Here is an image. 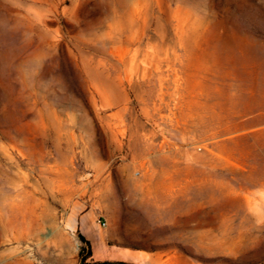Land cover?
<instances>
[{
	"label": "rangeland",
	"instance_id": "obj_1",
	"mask_svg": "<svg viewBox=\"0 0 264 264\" xmlns=\"http://www.w3.org/2000/svg\"><path fill=\"white\" fill-rule=\"evenodd\" d=\"M250 128L264 0H0V264H80L75 206L116 249L264 264Z\"/></svg>",
	"mask_w": 264,
	"mask_h": 264
},
{
	"label": "crops",
	"instance_id": "obj_2",
	"mask_svg": "<svg viewBox=\"0 0 264 264\" xmlns=\"http://www.w3.org/2000/svg\"><path fill=\"white\" fill-rule=\"evenodd\" d=\"M250 136H253L254 140H248L250 149L253 147H264V143L260 139L264 134V129L252 130L250 128ZM248 167L244 169L248 171L249 180L256 181L254 184L256 189L251 191V195H264V175L258 179H255L251 174V170L255 169L257 165V159L255 153L252 154L249 151ZM253 176V179L251 178ZM264 206V202H263ZM257 207L255 218L260 221L264 218L262 214V207ZM66 225L69 230L75 232L78 237L83 236L92 248V256L90 260L95 263L102 262H123L127 264H207L189 254L186 253H174L170 255H160L157 253H141L129 250H120L110 247L107 241V236L104 229L101 226L100 220L97 219L96 214L91 210H82L79 206L73 207L67 217ZM80 239V238H79Z\"/></svg>",
	"mask_w": 264,
	"mask_h": 264
},
{
	"label": "trees",
	"instance_id": "obj_3",
	"mask_svg": "<svg viewBox=\"0 0 264 264\" xmlns=\"http://www.w3.org/2000/svg\"><path fill=\"white\" fill-rule=\"evenodd\" d=\"M80 241L83 243L84 247L80 251V264H85L86 260L92 256V248L89 241H87L83 236L80 235ZM98 264H127L123 262H116V263H110V262H102Z\"/></svg>",
	"mask_w": 264,
	"mask_h": 264
},
{
	"label": "water",
	"instance_id": "obj_4",
	"mask_svg": "<svg viewBox=\"0 0 264 264\" xmlns=\"http://www.w3.org/2000/svg\"><path fill=\"white\" fill-rule=\"evenodd\" d=\"M262 214H263V216H264V206L262 207Z\"/></svg>",
	"mask_w": 264,
	"mask_h": 264
},
{
	"label": "built area",
	"instance_id": "obj_5",
	"mask_svg": "<svg viewBox=\"0 0 264 264\" xmlns=\"http://www.w3.org/2000/svg\"><path fill=\"white\" fill-rule=\"evenodd\" d=\"M102 225H103V226H105L106 224H105V223H103Z\"/></svg>",
	"mask_w": 264,
	"mask_h": 264
}]
</instances>
